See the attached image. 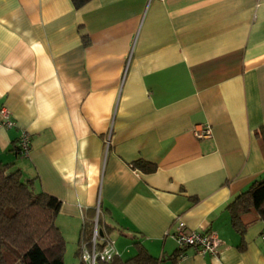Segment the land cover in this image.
Listing matches in <instances>:
<instances>
[{"label": "crops", "instance_id": "1", "mask_svg": "<svg viewBox=\"0 0 264 264\" xmlns=\"http://www.w3.org/2000/svg\"><path fill=\"white\" fill-rule=\"evenodd\" d=\"M1 107L0 163L59 200L70 252L99 205L121 261L264 264V221L228 209L264 179V0H0ZM179 222L216 252L179 248Z\"/></svg>", "mask_w": 264, "mask_h": 264}, {"label": "trees", "instance_id": "2", "mask_svg": "<svg viewBox=\"0 0 264 264\" xmlns=\"http://www.w3.org/2000/svg\"><path fill=\"white\" fill-rule=\"evenodd\" d=\"M70 1L75 9H79L90 0ZM256 136L264 141V125ZM16 151L19 156L17 145ZM131 167L143 173H152L156 168L142 160L134 162ZM59 206V200L53 196L34 193L31 181L22 180L18 170H11V166L0 163V264H10V261L11 264H65V241L54 221ZM228 209L232 226L238 231L241 229L239 215L250 209L255 210L264 221V179L251 184ZM93 217L94 212L84 220L79 246L90 241ZM101 223L99 217V240L106 237L105 227ZM101 245L98 242L97 246ZM76 254L80 258L79 248ZM146 261L145 255L125 261L117 256L111 262L98 261L96 264H142Z\"/></svg>", "mask_w": 264, "mask_h": 264}, {"label": "built area", "instance_id": "3", "mask_svg": "<svg viewBox=\"0 0 264 264\" xmlns=\"http://www.w3.org/2000/svg\"><path fill=\"white\" fill-rule=\"evenodd\" d=\"M14 122L11 120V113L5 107L0 108V128L9 129L14 127ZM194 135L196 138H207L210 136V128L203 127L195 130ZM17 147L19 148V156L26 158L30 153V138L25 131H21L17 138ZM100 217V208L97 205L94 210L92 231L90 241L83 242L79 246V260L84 264H96L100 262H111L118 256L113 243L107 237L99 240L98 220ZM261 239L264 241V228L261 231ZM171 237L174 239L179 248H191L197 255L203 256L205 254L213 255L216 252L220 242L217 237L212 233H201L194 231H186L183 223H177ZM98 242H101V247H98ZM182 256L180 255L179 258Z\"/></svg>", "mask_w": 264, "mask_h": 264}, {"label": "rangeland", "instance_id": "4", "mask_svg": "<svg viewBox=\"0 0 264 264\" xmlns=\"http://www.w3.org/2000/svg\"><path fill=\"white\" fill-rule=\"evenodd\" d=\"M75 246H76V245H75ZM78 248H79V245L76 246V248H74V250H71V252H70V249H73V248L70 247V245H66V248H65V251H64V254H63V260H64V263H65V264H71L72 262H70V260L73 261V264H79V263H80L79 258H75V257H74V255H75V251H77ZM68 254L71 255V257H69V259L67 258V255H68ZM72 255H73V256H72ZM77 260H78V261H77ZM76 261H77V263H76ZM10 264H11V261H10Z\"/></svg>", "mask_w": 264, "mask_h": 264}, {"label": "water", "instance_id": "5", "mask_svg": "<svg viewBox=\"0 0 264 264\" xmlns=\"http://www.w3.org/2000/svg\"><path fill=\"white\" fill-rule=\"evenodd\" d=\"M100 234H101V232H100Z\"/></svg>", "mask_w": 264, "mask_h": 264}]
</instances>
